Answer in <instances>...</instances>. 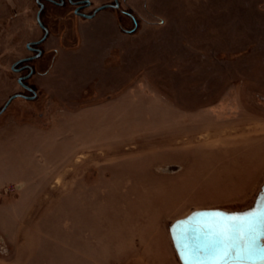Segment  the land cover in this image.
I'll return each mask as SVG.
<instances>
[{
	"label": "rangeland",
	"instance_id": "374dc122",
	"mask_svg": "<svg viewBox=\"0 0 264 264\" xmlns=\"http://www.w3.org/2000/svg\"><path fill=\"white\" fill-rule=\"evenodd\" d=\"M52 1L0 0V109L24 95L0 113V264H160L166 215L169 231L194 211L250 209L264 166V119L252 118L264 114V0H119L92 19ZM90 1L84 14L113 4ZM38 40L29 64L43 74L25 98L11 66ZM136 89L147 100L133 111Z\"/></svg>",
	"mask_w": 264,
	"mask_h": 264
},
{
	"label": "water",
	"instance_id": "95a60500",
	"mask_svg": "<svg viewBox=\"0 0 264 264\" xmlns=\"http://www.w3.org/2000/svg\"><path fill=\"white\" fill-rule=\"evenodd\" d=\"M108 7V5L97 7L94 10L96 12ZM93 15L87 16L91 18ZM12 96L6 102L4 108L14 98ZM264 197V187L262 192L258 195L255 200L253 210L257 206L259 198ZM251 210L247 211L250 212ZM220 214L217 218H222L224 214H238L243 215L246 212L239 213H226L220 210H199L194 211L187 217L178 219L172 223L169 227V236L172 241L173 248L181 264H264V228H259L255 233L244 232L243 239L235 235H230L224 240L223 244H220V236L216 235L212 228L206 227L205 225L214 222V218L211 214ZM208 214V215H204ZM183 222L189 233V238L203 243L206 239L217 241L213 249L194 253L199 256L197 260L188 262L187 253L185 250V241L180 235V225ZM255 235L256 240L253 243L251 236ZM220 257H223L222 259Z\"/></svg>",
	"mask_w": 264,
	"mask_h": 264
},
{
	"label": "snow or ice",
	"instance_id": "6c2138e0",
	"mask_svg": "<svg viewBox=\"0 0 264 264\" xmlns=\"http://www.w3.org/2000/svg\"><path fill=\"white\" fill-rule=\"evenodd\" d=\"M208 215V214H204ZM211 216L214 218L213 223L205 225L212 228L214 233L221 237L219 243L223 244L224 240L230 235H235L240 239H243L245 231L249 233H255L259 228H264V197H261L257 201V206L250 212H246L243 215L238 214H224L222 218H217L220 214L213 213ZM180 235L185 241V250L188 257V262L197 260L200 257L194 255V253L208 251L214 248L217 241L206 239L201 243L197 240L190 239L187 226L181 222ZM256 236H251V241L254 243ZM221 259L223 257H220Z\"/></svg>",
	"mask_w": 264,
	"mask_h": 264
},
{
	"label": "flooded vegetation",
	"instance_id": "af4514ba",
	"mask_svg": "<svg viewBox=\"0 0 264 264\" xmlns=\"http://www.w3.org/2000/svg\"><path fill=\"white\" fill-rule=\"evenodd\" d=\"M49 2L51 3H54L52 0H48ZM65 3L67 4H70V5H73L74 6V9H73V13L74 15H77L78 17L80 18H83V19H87L85 18L86 16H90V15H93L91 18L89 19H92L96 14H93L94 13V10L91 12V14H84L82 11L83 9L87 8V7H90L91 6V1L90 0H59L58 3H55L56 5L58 6H62L64 5ZM104 5H108V7L104 8L109 10V9H116L118 10L119 7H120V1L119 0H113V4H104ZM102 5V6H104ZM41 6V4H40ZM43 8V6H41ZM103 10V9H102ZM101 10V11H102ZM97 13V12H96ZM122 14H125L123 13V11H121ZM41 22V21H40ZM39 26L41 29H43L46 33H48V30L42 25L39 23ZM43 40H38L36 42H31V43H27V46L26 48L33 52V55L32 56H28V57H24V58H20L18 59L17 61L14 62V64L11 66V71L13 73H17L19 76L16 78V83L25 91H27L28 93L32 94L31 97H25V98H34L36 96L35 94V91L33 90V88L31 87L32 85L30 84H27V81L29 80V78H31L33 75H41L42 72H39V70H37V68L34 67V65L32 64H29L31 63L32 61L34 60H39L40 58H42L43 56V50L39 47H37L38 45H40L42 43ZM51 60L49 61V64H50ZM48 64V65H49ZM43 74V73H42ZM12 96H15L14 98H24V95H21V94H13L11 95ZM10 98V97H9ZM13 98V99H14ZM12 99V100H13ZM11 100V101H12ZM8 101V100H7ZM6 101V102H7ZM10 101V102H11ZM9 102V103H10ZM6 104V103H5ZM9 105V104H8ZM7 105V106H8ZM5 106V105H4ZM6 106V107H7ZM5 107V108H6ZM4 107H2L0 109V113L4 111L5 109Z\"/></svg>",
	"mask_w": 264,
	"mask_h": 264
},
{
	"label": "bare ground",
	"instance_id": "6f19581e",
	"mask_svg": "<svg viewBox=\"0 0 264 264\" xmlns=\"http://www.w3.org/2000/svg\"><path fill=\"white\" fill-rule=\"evenodd\" d=\"M129 97L130 98L125 100V103H127V105L132 107L133 111L141 109L140 107H141V105H143L141 102L144 103L145 100H147V97L143 98L142 95H140V96L138 95V99H136V100H133L132 96H129ZM134 97H136V96H134ZM171 101H173V100H171ZM173 102L177 103V101H175V100ZM247 106L245 107L246 110L248 109ZM151 107H154V103L151 104ZM180 107H182V106L180 105ZM183 108H184V104H183ZM246 110L241 114L242 116H248V113L246 112ZM252 116H253L252 118H254V119H264V114L261 115L260 113H258V114L256 113V114H252ZM248 117H251V115L249 114ZM219 128H220V126L218 128L215 127L214 131H220ZM241 135H242V133L239 136H241ZM260 136H262V135L255 136V137H260ZM263 138H264V136H262V138H258V139H263ZM230 141H233V140H230ZM261 167H262L261 169L260 168L258 169L259 172H256L255 179H254V182H253V188H252V190L250 192L251 194L249 196L250 200L255 197V195L257 194L258 190L260 189L261 184L264 181V166L262 165ZM184 212H187V210L185 209V210L181 211L180 213L184 214ZM174 216H176V215L175 214L174 215L173 214L166 215V217H165V225H164L165 230L162 231L161 236L157 235V233L154 234V247L157 250L158 260H159L160 264H176L175 255H174V253L172 251V248H171V241H170V236H169V231H168V223H170V221L173 220L172 218ZM179 216H181V215H179ZM163 248L166 249L167 251H168V249H171L170 250L171 253H170L169 257H167L168 255L166 256L165 254H162L163 251H161V249H163Z\"/></svg>",
	"mask_w": 264,
	"mask_h": 264
},
{
	"label": "crops",
	"instance_id": "0c3cea01",
	"mask_svg": "<svg viewBox=\"0 0 264 264\" xmlns=\"http://www.w3.org/2000/svg\"><path fill=\"white\" fill-rule=\"evenodd\" d=\"M149 2H150V4H151V0H148L147 1V3H146V1H145V6L147 7L148 5H149ZM154 3H155V1H153ZM157 4V3H156ZM159 4V3H158ZM164 4H167V3H164ZM160 5H162V3L161 4H159V6ZM149 10L151 11V9L149 8ZM103 13H104V11H103ZM106 14V13H105ZM104 14V15H105ZM140 14V13H139ZM107 15V14H106ZM103 16V15H102ZM102 22H103V20H102ZM105 27H106V23H105V21H104V23H102ZM105 33V32H104ZM107 33V32H106ZM113 35H116V33L114 34L113 33ZM102 46L104 47V48H107L108 46H110L109 44L108 45H104L103 43H102ZM111 46H113V45H111ZM116 46V45H115ZM116 47H118V46H116ZM104 48H102L101 47V53H102V62H103V59H105L106 60V58H107V55H109V53L110 52H107V50L105 49V51H103V49ZM101 62V63H102ZM141 84H143V83H140L139 84V86H141ZM138 86V87H139ZM145 86H144V89H142L143 90V92L145 91ZM138 90L139 89H136V93L138 92ZM139 91H141V90H139ZM138 95L140 96V93L138 92L137 93V97H138ZM170 106H172V108H168V104L166 105L165 104V109H166V113H167V115L169 114V113H171L172 112V114H175L176 112H178V109H176L173 105H170ZM205 110V109H204ZM201 111L200 109L199 110H197L196 111V115H195V118H201V119H204L206 116H205V111ZM168 111V112H167ZM175 112V113H174ZM243 112H241V114H242ZM167 115H165V116H167ZM249 116V115H248ZM248 116H242V115H240L238 118H237V120L239 119L240 121H248V119H250ZM207 118H209L210 119V117L209 116H207ZM212 119V118H211ZM199 121V120H198ZM197 122V121H196ZM213 124V123H212ZM215 124V123H214ZM218 126H221V123H219V125ZM256 138H262V136H260V137H255L254 139H256ZM83 161V159H77V158H72L71 159V161L69 162V163H67V164H65V165H70V164H77L79 161L80 162H82ZM87 160L86 159H84V162H86ZM43 176V175H42ZM41 178H43V180H45L44 179V177H41ZM23 179V178H22ZM26 180H28V178H26ZM263 187H264V181H263V183L261 184V186H260V189L258 190V192H257V194L255 195V200H256V198L258 197V195L262 192V190H263ZM25 189V188H24ZM28 190V189H27ZM25 191H26V189H25ZM255 200H254V203H255ZM254 203H253V205H252V207L250 208V209H246L245 211H239V212H247V211H249V210H251L252 208H253V206H254ZM171 240V239H170ZM62 242L64 243L63 245H67V246H72V243H73V241L71 240V239H69V238H67V239H64L63 238V240H62ZM171 244H172V241H171ZM173 246V245H172ZM66 251H69V252H71L72 250H69V249H67ZM92 256V255H91ZM91 261H92V259H91ZM176 264H181V263H179V262H177L176 261Z\"/></svg>",
	"mask_w": 264,
	"mask_h": 264
}]
</instances>
